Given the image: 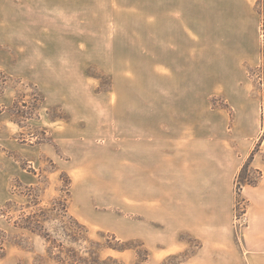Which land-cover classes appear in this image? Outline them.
<instances>
[{
    "label": "rangeland",
    "instance_id": "rangeland-1",
    "mask_svg": "<svg viewBox=\"0 0 264 264\" xmlns=\"http://www.w3.org/2000/svg\"><path fill=\"white\" fill-rule=\"evenodd\" d=\"M118 1L134 11L135 29L114 41L133 49L17 50L0 39V264H181L196 251L200 242L183 233L188 248L170 253L165 230L132 197L141 184L128 178L127 106L171 73L163 56L180 59L174 15L193 17L204 59L219 44L224 56L242 52L264 111V0ZM50 30L26 25L27 44L54 43L59 26Z\"/></svg>",
    "mask_w": 264,
    "mask_h": 264
},
{
    "label": "crops",
    "instance_id": "crops-1",
    "mask_svg": "<svg viewBox=\"0 0 264 264\" xmlns=\"http://www.w3.org/2000/svg\"><path fill=\"white\" fill-rule=\"evenodd\" d=\"M14 16H22L20 23ZM133 17L134 11L123 10L118 0H0V39L17 50L133 49L129 39L114 41V36L134 31ZM174 17L172 34L180 59L160 57L171 73L159 74L157 86L135 92V102L127 106L128 178L141 184L132 197L142 200L144 218L165 230L170 253L188 248L189 242L180 239L183 233L200 242L181 264H264L262 99L239 59L241 51L224 56L219 44L205 48L204 59L193 17ZM30 24L46 33L51 25L59 26L54 43L28 45L24 30ZM12 26L20 31H11ZM108 33L109 43H95L96 36L100 41ZM14 34L16 39L8 37ZM251 60L255 63L257 57ZM217 96L227 105H215ZM252 154L249 171L262 175L241 189L246 223L238 233L236 183Z\"/></svg>",
    "mask_w": 264,
    "mask_h": 264
},
{
    "label": "trees",
    "instance_id": "trees-1",
    "mask_svg": "<svg viewBox=\"0 0 264 264\" xmlns=\"http://www.w3.org/2000/svg\"><path fill=\"white\" fill-rule=\"evenodd\" d=\"M252 158H253V154L250 156V159L240 171V174L238 176V180L236 183V214L237 215H240L242 212L246 211V208L244 210H240V204L242 202L240 201L239 196H240L242 187L246 184H256L262 175V171L257 170L256 172L258 173V177H255V178L249 177L250 160ZM242 201L244 202V199H242Z\"/></svg>",
    "mask_w": 264,
    "mask_h": 264
},
{
    "label": "built area",
    "instance_id": "built-area-1",
    "mask_svg": "<svg viewBox=\"0 0 264 264\" xmlns=\"http://www.w3.org/2000/svg\"><path fill=\"white\" fill-rule=\"evenodd\" d=\"M244 206L242 204H240V210H244ZM243 213V214H242ZM240 215H237L236 214V225H237V228L239 227H242L245 225L246 223V219H245V212H242Z\"/></svg>",
    "mask_w": 264,
    "mask_h": 264
}]
</instances>
